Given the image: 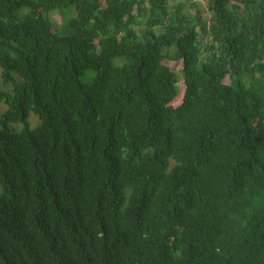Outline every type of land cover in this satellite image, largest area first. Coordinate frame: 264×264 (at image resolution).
I'll list each match as a JSON object with an SVG mask.
<instances>
[{"label": "trees", "instance_id": "1", "mask_svg": "<svg viewBox=\"0 0 264 264\" xmlns=\"http://www.w3.org/2000/svg\"><path fill=\"white\" fill-rule=\"evenodd\" d=\"M188 8L0 0V264H264V0Z\"/></svg>", "mask_w": 264, "mask_h": 264}, {"label": "rangeland", "instance_id": "2", "mask_svg": "<svg viewBox=\"0 0 264 264\" xmlns=\"http://www.w3.org/2000/svg\"><path fill=\"white\" fill-rule=\"evenodd\" d=\"M180 1L188 2L189 0H180ZM195 2L197 4L196 9H189L188 8V10L191 12V14L195 15V13L197 12L196 10H199L203 14V16L208 17L209 16L208 0H195ZM169 4H170V6H173L172 1H169ZM74 17H76V9L74 6L60 8V9H57L56 11L52 12L51 18L54 22V26H55L54 30L60 34L68 33L70 31V21ZM164 64L169 66L173 71H175L177 73H180L182 68H183V62L182 61L164 60ZM82 80L84 82L89 81L87 74L82 76ZM226 81L229 82V79H227ZM179 86H180L179 96L175 99V101L172 104L175 107L181 104V102L184 99V95H185L184 82L181 81L179 83ZM6 109H7L6 104L4 102L1 103L0 104V116L6 111ZM30 124H31V128H36L38 125H40V119H39L38 115H36L35 113H32L30 116ZM20 126L19 127L15 126V127L17 128V130H21L23 128V126H22V124Z\"/></svg>", "mask_w": 264, "mask_h": 264}]
</instances>
